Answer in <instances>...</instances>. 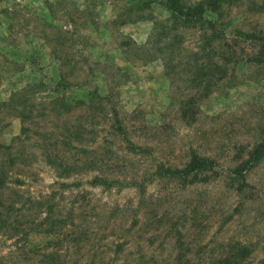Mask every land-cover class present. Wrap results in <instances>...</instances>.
<instances>
[{
	"label": "rangeland",
	"instance_id": "374dc122",
	"mask_svg": "<svg viewBox=\"0 0 264 264\" xmlns=\"http://www.w3.org/2000/svg\"><path fill=\"white\" fill-rule=\"evenodd\" d=\"M137 1L0 0V264H264V0Z\"/></svg>",
	"mask_w": 264,
	"mask_h": 264
},
{
	"label": "trees",
	"instance_id": "16d2710c",
	"mask_svg": "<svg viewBox=\"0 0 264 264\" xmlns=\"http://www.w3.org/2000/svg\"><path fill=\"white\" fill-rule=\"evenodd\" d=\"M150 1V0H149ZM140 0L136 4L147 6L151 4V1ZM213 1V0H212ZM188 4L182 0H159V4L170 14L175 22H180L183 25L189 24H206L211 28L216 18L211 15L210 5L211 0H197ZM255 58L264 62V45H260V49ZM264 157V144L257 146L251 153L250 158L237 166L233 173L237 178H241V175L248 169L257 165ZM213 169V163L210 159L200 157L197 155L192 156V159L182 167L178 168H164L163 166L158 169V173L169 177H181L176 179H182V177H196L199 174L210 172ZM96 182H100L103 185H116L117 182H107L104 178L95 177ZM118 181V180H116ZM136 184V182H134ZM139 185H141L139 183Z\"/></svg>",
	"mask_w": 264,
	"mask_h": 264
}]
</instances>
